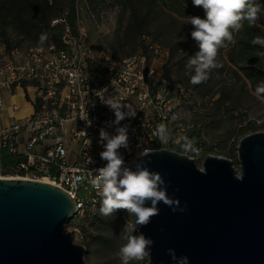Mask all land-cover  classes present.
<instances>
[{"label":"built area","instance_id":"obj_1","mask_svg":"<svg viewBox=\"0 0 264 264\" xmlns=\"http://www.w3.org/2000/svg\"><path fill=\"white\" fill-rule=\"evenodd\" d=\"M82 5L83 0H75L74 25L68 13L52 21V26H63L61 48L13 46L0 52V180L24 172L21 178L48 179L65 190L77 208L72 233L85 241L83 225H90L100 205L91 180L95 169L106 164L99 155L104 150L98 142L99 129L115 119L101 99L113 98L135 114L121 121L130 124L129 148L120 149L127 165L151 152L177 151L182 134L194 125L185 118L191 97L178 80L163 75L161 46L145 38L147 52L117 59L110 52H99L90 42ZM18 88L31 96L34 113L2 124L4 94ZM160 125L167 130L166 142L157 134ZM106 130L115 134L114 128ZM2 151L23 160L9 171ZM182 154L195 161L205 158L202 148Z\"/></svg>","mask_w":264,"mask_h":264},{"label":"water","instance_id":"obj_2","mask_svg":"<svg viewBox=\"0 0 264 264\" xmlns=\"http://www.w3.org/2000/svg\"><path fill=\"white\" fill-rule=\"evenodd\" d=\"M159 172L170 197L138 232L154 241L149 264H175L168 249L188 264H264V132L245 136L233 160L205 156L202 166L186 154L160 150L137 158ZM205 168L206 174L198 171ZM241 177L242 179H237ZM147 206H150V202ZM77 215L63 189L41 180H0V264H88L86 247L67 225Z\"/></svg>","mask_w":264,"mask_h":264},{"label":"trees","instance_id":"obj_3","mask_svg":"<svg viewBox=\"0 0 264 264\" xmlns=\"http://www.w3.org/2000/svg\"><path fill=\"white\" fill-rule=\"evenodd\" d=\"M106 1L86 0L84 7L90 16L99 15L101 6L106 4ZM113 1L119 10L118 37L109 45L114 58L126 56L125 49L129 46L142 47V51L147 52L145 38H149L154 44L158 41L166 44L168 58L163 66V75L178 80L193 103L195 93L203 99L214 97L212 118L220 115L233 117L249 95L254 94L264 99V89L259 87L264 84V57L260 58L256 55L257 52L264 51V48L251 43L255 36L264 37V11L261 12L260 19L254 27H249L245 22L243 29L234 33L235 45L219 50L217 59L222 66L212 70L206 82L193 85L190 83L192 73L186 69V64L190 56L199 49L191 37L193 26L187 24V20L188 16L193 15L203 18V8L193 6L192 0ZM254 2L264 9V0H254ZM65 13H68L70 24L74 25L75 0H0V39L9 50L13 47L11 42L13 35L27 40L31 45H41L39 37L42 33H47L48 39L43 45L54 44L61 48L63 26H52V21ZM96 69L97 67L94 68ZM209 121L211 119L208 116L202 119L192 117L194 127L182 134L183 141L177 151L188 153L190 150L195 152L199 148H202L205 154L218 149L224 152L235 151L234 143L229 142L227 145V142L218 146L207 141ZM239 121L242 129L238 134L243 138L259 131L254 126L256 122L248 120L246 113L241 112ZM1 155L3 165L9 171L23 160L22 156L10 155L6 151H2ZM234 163L238 164L237 161ZM20 173L21 176L24 175V172ZM128 217L125 210H118L113 216L104 217L99 213L98 207L90 225H83L85 238L89 239L94 222L99 220L108 230V233L99 236L102 239L99 241V246L101 251L113 256L122 240L120 228L129 219ZM96 229L99 230V227Z\"/></svg>","mask_w":264,"mask_h":264},{"label":"clouds","instance_id":"obj_4","mask_svg":"<svg viewBox=\"0 0 264 264\" xmlns=\"http://www.w3.org/2000/svg\"><path fill=\"white\" fill-rule=\"evenodd\" d=\"M192 4L203 8L204 17L188 16L187 24H191L194 29L191 37L199 50L190 56L186 69L192 73L190 83L199 85L208 80L212 70L222 66L217 59L219 50L235 45L234 33L240 32L245 22L249 27H254L264 9L254 0H192ZM47 39L48 34L42 33L39 43L43 45ZM251 43L264 48V37L255 36ZM256 55L264 57V51H259ZM259 87L264 89V84ZM101 100L114 112L115 119L106 122V126L99 129L98 142L104 149L99 155L106 164L95 169L91 180L92 187L100 197L99 213L110 217L118 210H125L129 216L134 217V220L126 221L122 229V239L126 243L117 252L121 264L150 260L154 241L139 233L138 229L147 226L152 217L159 215L160 202L170 207L174 213L184 212L187 204L181 207L178 198L170 197L162 175L150 171L142 159L135 164V170L126 164L120 149L129 148L130 124L122 125L121 121L135 118V114L130 112L127 105L113 98ZM106 128H114L115 134H110ZM157 134L162 142L167 141V130L163 125L158 126ZM198 171L206 174L205 168H198ZM149 202L150 206H147ZM167 251L175 264H188L187 256L178 257L171 248Z\"/></svg>","mask_w":264,"mask_h":264},{"label":"rangeland","instance_id":"obj_5","mask_svg":"<svg viewBox=\"0 0 264 264\" xmlns=\"http://www.w3.org/2000/svg\"><path fill=\"white\" fill-rule=\"evenodd\" d=\"M86 0H83V3L85 4ZM104 0H101L103 2ZM106 6V7H105ZM83 7V5H82ZM82 17L84 18V22L86 24V27L89 32V38L91 44L95 47L96 50L99 52H110L109 45L111 42L115 41L118 37V6L114 4L113 0H107L106 4H103L101 6V12L99 15L95 14V16H90L88 12L86 11V8L83 7L80 9ZM12 46H19V47H27L30 46L31 43L27 40H24L20 37H17L15 35L12 36ZM161 48L164 50L162 62H166L168 58V49L166 47V44H162L160 41L156 42ZM6 47V45L3 44L2 39H0V52ZM143 48H134L132 46H129L125 49V55L124 57L134 55L140 51H142ZM111 53V52H110ZM161 63L158 65L160 66ZM163 71V70H162ZM240 86H238V89ZM214 97L210 98H200L197 93H195L192 102V105L190 108H186L187 111H185V118H189L192 120V117L197 119H202L203 117H209L211 121L208 122L207 126V141L211 142L213 145L221 146L223 144L227 145L229 142L235 144V151H223L221 149H218V151H214L211 153H206L207 155H214L218 157H224L229 159H232L234 162L237 161V151H238V145L239 142L242 140L243 136H241L239 131L242 129L240 124V115L241 112L247 114V119L256 122L255 127L258 128L259 131L264 132V99L257 95H249L247 96L244 101L242 102V107L237 110L233 117L228 116H215V118H212L211 115L214 114L213 111V103H214ZM190 105V104H189ZM211 116V117H210ZM260 121V125L258 123ZM234 146V145H231ZM228 148V147H227ZM226 150V149H225ZM204 156V157H205ZM198 166H202L201 160H196ZM237 169L240 170L239 164L236 165ZM9 177H23L21 175L9 173ZM25 178L27 176H24ZM129 219L127 221L134 220V217L129 216ZM125 224V223H124ZM123 224V226H124ZM123 226L120 229H123ZM96 227H99V230L96 229ZM101 227V228H100ZM68 231L72 232L74 228V224L70 222L67 225ZM139 230V229H138ZM104 233H108V230L105 228V225H102V223L99 220H96L93 225L92 229V235L89 237V239L82 238L80 234L79 236L75 237V242L78 244H82L86 247L87 253L85 254V260L88 264H121V261L119 260L117 256V252L119 248L126 243L125 240H121V243L118 245V248L114 251L112 255H109V253H106L105 251H101V247L99 246L100 235ZM116 259V261H115ZM132 264H149V260L146 259L142 262H131Z\"/></svg>","mask_w":264,"mask_h":264},{"label":"crops","instance_id":"obj_6","mask_svg":"<svg viewBox=\"0 0 264 264\" xmlns=\"http://www.w3.org/2000/svg\"><path fill=\"white\" fill-rule=\"evenodd\" d=\"M4 100L7 107L1 115L2 124L8 125L13 120L26 118L34 113L31 96L23 88H18L13 94L6 92Z\"/></svg>","mask_w":264,"mask_h":264},{"label":"bare ground","instance_id":"obj_7","mask_svg":"<svg viewBox=\"0 0 264 264\" xmlns=\"http://www.w3.org/2000/svg\"><path fill=\"white\" fill-rule=\"evenodd\" d=\"M7 178H14V177H7ZM18 178H21V177H18ZM42 181L53 184V183L50 182L48 179H43Z\"/></svg>","mask_w":264,"mask_h":264}]
</instances>
